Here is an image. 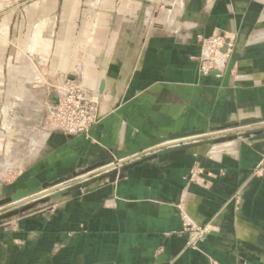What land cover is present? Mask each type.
<instances>
[{"label":"crops","instance_id":"crops-1","mask_svg":"<svg viewBox=\"0 0 264 264\" xmlns=\"http://www.w3.org/2000/svg\"><path fill=\"white\" fill-rule=\"evenodd\" d=\"M48 2L21 18L61 13L57 40L46 45L39 27L21 47L53 48L60 81L97 98L99 118L86 135L47 131L34 157L21 155L50 168L54 179L42 183L157 139L264 116V0ZM6 23L15 29L13 14ZM214 34L232 47L221 72L203 75L202 43ZM222 146L152 151L0 221V264H264V169L254 170L264 135Z\"/></svg>","mask_w":264,"mask_h":264},{"label":"rangeland","instance_id":"rangeland-1","mask_svg":"<svg viewBox=\"0 0 264 264\" xmlns=\"http://www.w3.org/2000/svg\"><path fill=\"white\" fill-rule=\"evenodd\" d=\"M47 4H49L48 0H0V166L5 164V162L16 154L20 155H18L15 161H17L18 158L26 159V157L21 155H28L29 151H32L30 156L32 157L34 147H36L34 146V139L37 134L47 131L62 134L60 131L52 130L53 125L51 116L45 110L46 106H43L44 108L41 112V105H49L51 98L57 93V90L62 87L63 84L65 86L68 84L60 81V76L62 74L60 75L59 71H55L54 67H52L54 58H56L55 50L53 48H31L34 47L35 44H32L28 49L21 47V45H23L22 43L26 46L28 41L34 42L40 37V34L37 33L39 27H43L46 31V33L41 36L46 45L50 46L51 43L57 40V30L63 21L61 13L42 19L32 18L28 20L27 18H21L22 14L26 13V11L40 10L44 8V6H47ZM58 9H61V6ZM12 14L14 15L15 29L11 27V32L7 33L6 30L8 29V25L6 21L7 19L10 20ZM16 17L18 18L16 19ZM29 22L32 23L30 33L27 31V24ZM229 45L232 47L231 39ZM230 50L225 59L224 57L219 58L221 63H223L221 67L218 66L219 71L223 69V66L225 67L224 60L226 64ZM41 99L43 103H41ZM92 99L94 103H96L97 116L99 118L98 99L95 97H92ZM250 126L253 128L247 132H240L238 135L264 130V126L258 124ZM217 132L216 130L205 132L206 137L199 138L195 141L204 143L203 147L206 148L212 146L216 147L217 145H211L210 142L216 138L224 137L223 135H225L216 134ZM239 142L241 143V141ZM232 146L235 148L237 144L232 143ZM217 148L220 149V146ZM149 153H152V151L145 152L139 157L129 161L128 164L147 158ZM200 153L204 154L206 157L212 158L207 153ZM15 161H13L12 164ZM110 163H117V161ZM8 164L11 165V162L5 165L8 166ZM122 167L123 166H118L114 170H109L106 173H113V171L117 172ZM10 168L14 167L11 166ZM263 169L264 159H261L254 170L260 172ZM6 170L0 175V199L9 197L17 190L36 189L40 187L43 181L54 179L50 168L43 169V166L38 162L36 157L26 161L24 167L21 169L15 168ZM196 171V168H194L190 172V180L193 181ZM95 176L96 175H90L84 178H76L67 184L74 183V181L91 183L99 177ZM51 199L50 196H46L44 198L45 202L43 203L49 202ZM43 203L36 201L25 204L24 206L31 205V208L24 211V213L36 212ZM24 206L5 210L1 215L21 209ZM187 245L189 247H194V242L189 239Z\"/></svg>","mask_w":264,"mask_h":264},{"label":"water","instance_id":"water-1","mask_svg":"<svg viewBox=\"0 0 264 264\" xmlns=\"http://www.w3.org/2000/svg\"><path fill=\"white\" fill-rule=\"evenodd\" d=\"M222 52H226L225 47L223 48ZM68 81L74 82V77L72 76L68 77ZM51 101L53 103H56L55 96L51 98ZM253 124L264 126V116L249 117V118L239 119L237 121L236 120L230 121V122L220 125L219 127L211 129V131H215V130L218 131L216 134H225V135H223L224 137L214 139L210 143L211 145H216V144H222L226 142H235L239 139L249 140L254 137L264 135V130L238 135V133L240 132H243V131L247 132L250 129H252L253 127H251L250 125H253ZM204 137H206V133L201 130V131H192L184 135L167 137L164 139H157L153 141L152 143L143 145L139 148L130 150L128 152L119 153V154L115 153V157L118 160L117 163H110L107 165L102 164L94 168L86 169L84 171L75 172L65 178H59L51 182H44L40 185V187L36 189L17 190L15 191V193L10 195L9 197L0 199V220L8 219L18 214L20 215L24 213V211L31 208V205L24 206L25 204H28L30 202H36V201L43 203L45 202L44 198L46 196H50L53 199L54 197H57L59 195H67L69 193L67 189L70 188L71 186L74 187L75 189H80V188L88 187L90 185L89 182H84V183L78 182L76 184L75 183L67 184L71 180H74L78 177L85 176L92 172H95L93 173V175H99L98 179H96L97 181H100L107 177H113V176H116L118 172L116 171H113V173H106V172L109 170H114L118 166H123L119 171L125 172L128 169H131L132 167H134L135 165H139L145 161L151 160L152 157H147L138 162L128 164L129 161L133 160L134 158L139 157L145 152L164 150L167 148H174V147H179V148H182L183 150L203 147L204 143H199V141H195V140L199 138H204ZM172 141H178V143H174L173 145H162L164 143L172 142ZM120 160H123V161H120ZM20 206H24V207H22L21 209L10 211L4 215H1V213L5 210L15 209Z\"/></svg>","mask_w":264,"mask_h":264},{"label":"built area","instance_id":"built-area-1","mask_svg":"<svg viewBox=\"0 0 264 264\" xmlns=\"http://www.w3.org/2000/svg\"><path fill=\"white\" fill-rule=\"evenodd\" d=\"M230 40L223 35L217 34L205 39L202 43V54L199 58V71L203 75L212 72H221L217 64V60L221 57L226 58L230 50ZM226 48V54L222 52ZM225 65V64H224ZM56 103L52 101L49 105L43 106L47 113L51 116L52 130L60 131L66 136H76L88 133L89 129L97 120L96 103L92 96L83 88L72 84H63L54 95ZM43 103V100H40ZM197 235V234H196ZM193 239H190L192 241Z\"/></svg>","mask_w":264,"mask_h":264},{"label":"bare ground","instance_id":"bare-ground-1","mask_svg":"<svg viewBox=\"0 0 264 264\" xmlns=\"http://www.w3.org/2000/svg\"><path fill=\"white\" fill-rule=\"evenodd\" d=\"M217 64H218L219 67H221L223 65V63H221V61L219 59L217 60ZM46 135H47V132H42L40 134H37V136L35 137V139H34V146H36V147H34L33 156L36 154L37 149L39 148V145L42 143V141H44ZM174 143H178V141L167 142V143H165V145L166 144L173 145ZM227 143H230V142H226V143H222V144L223 145H226ZM216 145H215L216 147H218V146L221 147L220 148V151H221V149H224V146H222L220 144H216ZM216 149H218V148H216ZM26 161H27V159H25V158H18L17 161H15L13 164L11 162V165L8 164V166H7V165L4 164V165L0 166V175L2 174L3 171H5L7 169V167L10 168L12 166V167L22 168V166L25 164ZM120 161H123V160H120Z\"/></svg>","mask_w":264,"mask_h":264}]
</instances>
